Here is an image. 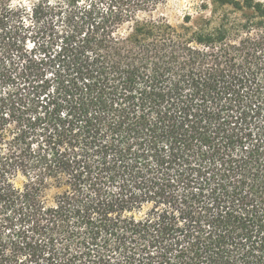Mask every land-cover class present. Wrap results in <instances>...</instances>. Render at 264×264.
<instances>
[{"label": "trees", "instance_id": "16d2710c", "mask_svg": "<svg viewBox=\"0 0 264 264\" xmlns=\"http://www.w3.org/2000/svg\"><path fill=\"white\" fill-rule=\"evenodd\" d=\"M203 1L0 0V264H264V0Z\"/></svg>", "mask_w": 264, "mask_h": 264}, {"label": "rangeland", "instance_id": "374dc122", "mask_svg": "<svg viewBox=\"0 0 264 264\" xmlns=\"http://www.w3.org/2000/svg\"><path fill=\"white\" fill-rule=\"evenodd\" d=\"M186 15H191L193 19L201 16L213 18V3L203 0H166L154 12V16H165L173 24L181 23Z\"/></svg>", "mask_w": 264, "mask_h": 264}]
</instances>
